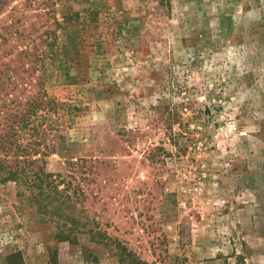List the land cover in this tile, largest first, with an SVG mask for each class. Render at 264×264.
<instances>
[{
	"label": "rangeland",
	"instance_id": "374dc122",
	"mask_svg": "<svg viewBox=\"0 0 264 264\" xmlns=\"http://www.w3.org/2000/svg\"><path fill=\"white\" fill-rule=\"evenodd\" d=\"M6 69L65 203L0 181V264H264V0H0V134Z\"/></svg>",
	"mask_w": 264,
	"mask_h": 264
},
{
	"label": "trees",
	"instance_id": "16d2710c",
	"mask_svg": "<svg viewBox=\"0 0 264 264\" xmlns=\"http://www.w3.org/2000/svg\"><path fill=\"white\" fill-rule=\"evenodd\" d=\"M8 71L9 69H6L2 73L5 78L2 81L3 90H5V96L8 98L3 101L2 105L3 133L0 134V181L24 185L29 190L41 187L42 192L40 193L43 197L47 198L51 193H54L56 195L54 198L59 200L60 204L65 203V200L58 197L57 183L52 179H42V176L47 178L49 175L37 165L36 160L30 159L32 153L39 152L36 147L39 145L38 142L42 140L41 136L44 135L45 131V129L39 130L36 124L39 117L47 112L55 111L57 106L53 100H46L44 94L28 97L27 100L22 101L19 94H14L17 85ZM9 90L14 93H9ZM9 96L12 97L9 98ZM21 131L23 134H27L25 144L20 142ZM38 134L41 136H36ZM37 137L39 141L35 139ZM72 229L63 224L58 234L66 239L71 238L69 234L72 235Z\"/></svg>",
	"mask_w": 264,
	"mask_h": 264
}]
</instances>
